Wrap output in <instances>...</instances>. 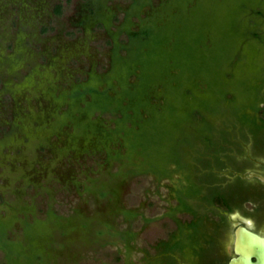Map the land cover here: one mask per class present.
Returning <instances> with one entry per match:
<instances>
[{"label": "rangeland", "instance_id": "374dc122", "mask_svg": "<svg viewBox=\"0 0 264 264\" xmlns=\"http://www.w3.org/2000/svg\"><path fill=\"white\" fill-rule=\"evenodd\" d=\"M236 8L231 30L225 18ZM173 14L242 52L219 65L225 94L209 92L200 75L185 81L194 94L182 91L184 104L152 83L150 105L172 104L162 122L195 147L199 126L232 118L222 110L234 92L254 112L236 78L260 86L264 107V0H0V264H161L163 243L190 219L177 197L193 208L185 187L194 168L137 136L149 109L135 115L124 87L137 82L134 58L146 48L135 33L170 25ZM192 144L180 145L182 163H195Z\"/></svg>", "mask_w": 264, "mask_h": 264}, {"label": "trees", "instance_id": "16d2710c", "mask_svg": "<svg viewBox=\"0 0 264 264\" xmlns=\"http://www.w3.org/2000/svg\"><path fill=\"white\" fill-rule=\"evenodd\" d=\"M186 9L187 8H182L181 10L185 12ZM238 9L239 8H236V10L232 11L231 17L227 15L225 18V21L230 23L229 26H231V30L234 28L235 22L237 21L234 13L237 14L236 11ZM258 13H261V10H259ZM175 15L176 14L172 15L174 22L170 25H161L158 27L154 21L152 24L141 26L140 30L135 33V35L138 34L144 39L142 44L146 46V48L141 52L137 51L136 58H134L135 62H139L140 68L137 73V82H135L132 87H124V94L129 96V104H131L135 110V115H137L140 106H147L149 109L150 115L147 117L145 124L142 125L137 136L139 135V138H144L146 143L150 141L161 144V148H158L157 150L161 152V156L159 157H175L178 166H187L191 171L193 167H195V164L193 162L182 163L178 149L181 144H192L193 141L191 140L189 133L184 130H179L180 132L182 131V135L176 137L177 128L174 127L175 131L173 130L174 128H169L166 126V123L162 122L165 115L169 114L173 116L176 109L172 104H168V106L162 107L161 109L150 105L149 98L154 91L152 83L161 80L164 85H167L164 88L165 94L173 91L181 98L180 100L184 104H190L188 103L190 101H185L186 96L182 91L191 90L185 85V81H188L189 83L193 78L200 75L205 76L209 92L225 94L227 92L226 87L228 84L224 83L219 76V65L235 53H237L240 58L242 52L237 51L234 48L236 42L229 41L227 35H225V39H223L218 35L211 37L208 33L201 30L194 32V30L185 23V18L178 19ZM230 32L232 33V31ZM259 34L260 32L255 29L253 35L259 37ZM207 39L210 44H206ZM173 68H178V72L172 73L171 70ZM129 71L134 72V69L131 67L128 72ZM242 77L244 76L242 75ZM242 77L236 78V81H238L240 85H244L245 90L243 95H246V97L250 99L249 103L251 108L254 109V112H248L244 105L245 103L240 104V102H237L235 100L236 93L234 92L229 107L223 108L222 110L223 112L228 109L232 118L230 117L228 121L222 120L217 126L205 122L202 126L198 127L196 132H194L195 136L199 137L201 143L200 146L194 147L193 144L191 145L193 149L189 152H191V156L194 159H199L196 153H201L214 147L213 144L217 141L215 139L216 135L224 136L228 133L226 125H228L230 121L238 122L241 126L248 127L254 132L264 133V119L257 114V111L260 108L257 97L260 91V86L255 85L248 88V86H245V80L243 81ZM179 78H183L184 81L180 82L178 80ZM172 79L177 80V85H170ZM193 94V91L190 92L191 98ZM200 102L205 103L206 101L200 100ZM207 102L210 104L213 103L214 107L217 108L221 105L220 101L218 102L217 100L210 99V101ZM119 104L120 102H118V105ZM193 110H196V107L188 108L183 117L188 118ZM188 174H192V172H189ZM188 176L189 178L185 191L188 195H191L193 193L194 182L192 176ZM178 197L181 205L179 209L192 210L183 195L180 194ZM172 247L173 245L170 244H167L166 246V248Z\"/></svg>", "mask_w": 264, "mask_h": 264}, {"label": "flooded vegetation", "instance_id": "af4514ba", "mask_svg": "<svg viewBox=\"0 0 264 264\" xmlns=\"http://www.w3.org/2000/svg\"><path fill=\"white\" fill-rule=\"evenodd\" d=\"M257 114L264 119V107ZM226 129V135L215 136L213 148L196 153L190 219L183 226L177 224L178 230L163 243L161 264H227L238 225L264 235V180L236 173L264 175V133L234 121ZM227 232L231 234L225 246L228 253L221 255ZM167 244L173 247L166 248Z\"/></svg>", "mask_w": 264, "mask_h": 264}, {"label": "water", "instance_id": "95a60500", "mask_svg": "<svg viewBox=\"0 0 264 264\" xmlns=\"http://www.w3.org/2000/svg\"><path fill=\"white\" fill-rule=\"evenodd\" d=\"M236 173L246 177L255 175L264 180V175L255 171ZM229 249L232 255L227 264H264V235L243 224L235 228Z\"/></svg>", "mask_w": 264, "mask_h": 264}]
</instances>
